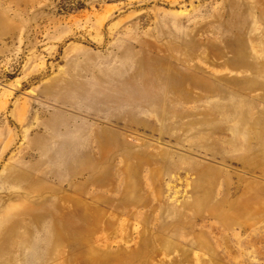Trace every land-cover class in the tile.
I'll list each match as a JSON object with an SVG mask.
<instances>
[{
	"label": "rangeland",
	"instance_id": "obj_1",
	"mask_svg": "<svg viewBox=\"0 0 264 264\" xmlns=\"http://www.w3.org/2000/svg\"><path fill=\"white\" fill-rule=\"evenodd\" d=\"M0 264H264V0H0Z\"/></svg>",
	"mask_w": 264,
	"mask_h": 264
},
{
	"label": "crops",
	"instance_id": "obj_2",
	"mask_svg": "<svg viewBox=\"0 0 264 264\" xmlns=\"http://www.w3.org/2000/svg\"><path fill=\"white\" fill-rule=\"evenodd\" d=\"M126 171H128V169H126Z\"/></svg>",
	"mask_w": 264,
	"mask_h": 264
}]
</instances>
